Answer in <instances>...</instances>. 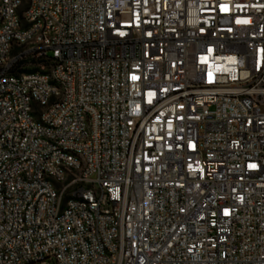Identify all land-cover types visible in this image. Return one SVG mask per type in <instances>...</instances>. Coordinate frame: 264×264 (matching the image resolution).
I'll list each match as a JSON object with an SVG mask.
<instances>
[{"label":"built area","instance_id":"2783aa9c","mask_svg":"<svg viewBox=\"0 0 264 264\" xmlns=\"http://www.w3.org/2000/svg\"><path fill=\"white\" fill-rule=\"evenodd\" d=\"M26 6L16 32L23 7L0 0V264H104L84 205L63 193L91 198L115 264H264V0ZM49 17L71 36L40 34ZM27 65L79 82L54 90ZM78 109L97 116L92 138Z\"/></svg>","mask_w":264,"mask_h":264},{"label":"bare ground","instance_id":"6f19581e","mask_svg":"<svg viewBox=\"0 0 264 264\" xmlns=\"http://www.w3.org/2000/svg\"><path fill=\"white\" fill-rule=\"evenodd\" d=\"M18 7H23L21 12H14V21L16 32H24L25 17L31 15V6H26V0H16ZM36 25L39 26L40 34H48L49 25L57 26V30H64V36H71V29H65V20H59L58 17H49V24H43V18H36ZM27 47H37V36L27 38ZM16 63H23V51L14 50ZM8 60H0V68H7ZM25 77H42L47 78L54 90L71 91V84H78L79 74H72L71 78H64V81L59 76L58 71L44 69L39 65H27ZM5 82H13V75H5ZM27 111H34V104H27ZM78 117H84L85 120V138L93 137V128H96L97 116L92 115V111L86 109H78ZM30 123H37V127L42 130H49V121L39 119L37 115H30ZM62 149V141H52L50 143V151H60ZM64 156H71V149H64ZM57 175L61 176V181H68V170L65 167H57ZM73 175H80V168H73ZM48 196L61 198V191L48 189ZM62 202H71L75 205H84V215L86 224H90L92 228V240H96L98 252L105 258L104 264L119 263V252H115L110 244L103 237V225L98 220V211L91 206V198L78 196L75 193H63ZM107 220L110 222L119 221V213L116 209L107 210Z\"/></svg>","mask_w":264,"mask_h":264},{"label":"rangeland","instance_id":"374dc122","mask_svg":"<svg viewBox=\"0 0 264 264\" xmlns=\"http://www.w3.org/2000/svg\"><path fill=\"white\" fill-rule=\"evenodd\" d=\"M48 56H50V53H48Z\"/></svg>","mask_w":264,"mask_h":264}]
</instances>
